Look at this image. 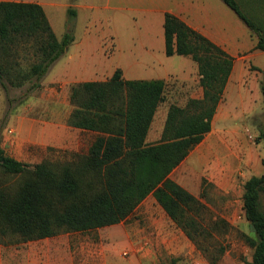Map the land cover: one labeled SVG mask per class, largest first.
<instances>
[{"label":"trees","instance_id":"1","mask_svg":"<svg viewBox=\"0 0 264 264\" xmlns=\"http://www.w3.org/2000/svg\"><path fill=\"white\" fill-rule=\"evenodd\" d=\"M224 1L257 31L235 0ZM69 14L75 15L72 9ZM164 29L166 54L190 56L198 64L203 97L189 99L184 107L172 106L161 140L150 143L148 133L166 99L164 79L126 80L117 69L106 81L72 84L75 109L69 124L98 133L90 153L63 166L30 165L0 147L3 171L26 174L17 188L0 187V235L28 242L115 225L126 221L149 195L196 243L212 234L200 221L199 198L172 179L171 173L212 130L235 58L173 14H166ZM73 40L70 33L58 38L41 4L0 0L2 88H41V80ZM27 47L37 58L29 67L7 58ZM258 48L264 50L263 38ZM259 138L264 142V125ZM263 196L264 173L244 184L245 216L257 236H245L254 250L253 264H264Z\"/></svg>","mask_w":264,"mask_h":264},{"label":"rangeland","instance_id":"2","mask_svg":"<svg viewBox=\"0 0 264 264\" xmlns=\"http://www.w3.org/2000/svg\"><path fill=\"white\" fill-rule=\"evenodd\" d=\"M46 1L59 3L52 7L51 20L57 32H63L67 17L64 5L71 0ZM107 1L78 0V3H92L97 8ZM79 10V23H83L81 16L85 13ZM99 12L95 26L113 29L126 47L130 45L138 31L134 21L137 15L128 11L117 14L105 8ZM16 56L7 58L26 68L37 61L33 49L28 47L20 48ZM257 59L264 65V55ZM58 69L57 63L52 65L38 89H31L30 85L3 89L0 83V147L7 155L30 165L49 162L63 166L78 162L90 153L95 140L94 134L72 135L64 129L75 105L71 100L72 86L62 91L56 81ZM247 70L243 82L237 83L242 92L230 89L225 93L213 131L171 173L173 179L201 201L200 221L211 235L201 237L199 244L196 243L152 198H147L122 224L84 233L64 232L28 242L18 236L0 235V264H28L30 250L38 252L37 261L42 264H65L73 258L74 262L79 259V264H90L87 256L90 244L114 254L111 264H172L173 259L178 264H205L201 260L208 264H253L254 250L245 236H257L246 219L243 194L245 182L263 174L264 142L259 137L264 125V74L254 72L256 68L250 65ZM165 81L166 99L152 122L147 137L150 143L161 140L170 108L184 107L194 90V84L175 77ZM230 133L237 137L230 145H214L217 138ZM25 178L26 174H8L0 167V187L13 190ZM157 222L162 226L158 227ZM213 223L219 225L215 227Z\"/></svg>","mask_w":264,"mask_h":264},{"label":"crops","instance_id":"3","mask_svg":"<svg viewBox=\"0 0 264 264\" xmlns=\"http://www.w3.org/2000/svg\"><path fill=\"white\" fill-rule=\"evenodd\" d=\"M4 1L39 3L44 7L59 39H62L67 33L73 35L74 40L66 48V52L56 61L59 65L56 81L62 91L69 89L75 83L106 81L114 75L117 69H121L126 80H168L170 77H175L187 81L194 84V90H191L190 97L202 98L204 91L199 84L198 64L190 56L177 54L168 56L166 54L164 24L167 13L177 16L192 29L206 36L235 58L226 87V94L230 89L237 93L242 92V87L237 83L243 82L248 65L256 68L254 72L259 71L264 74V65L257 59L264 55V50L258 48L261 38L264 39V0H235L244 17L254 24L257 31L253 30L224 0H108L103 7L97 8H93L92 3L85 2L79 5L78 0H71L64 5L67 17L64 30L61 33L57 32L51 20L52 7L58 6L59 3L46 0ZM79 8L83 9L85 13L83 17L81 16L83 23H79ZM104 8L115 11L117 14L128 11L137 15L134 17V21L138 31L134 33V38L127 47L119 37H116L117 33L113 29L95 26L97 18H100L99 9ZM69 9L73 10L74 16H70ZM95 9L97 10L94 11ZM215 117L211 131L215 126ZM64 129L72 135L80 132L94 134L95 138L98 135L94 131L72 127L67 123L64 124ZM232 139H237L234 133L225 134L217 138L214 145L226 147L230 145V142H233ZM148 140L149 138H147ZM262 172L264 173V167ZM179 184L186 188L183 184ZM147 198H152L164 210L153 195H149ZM261 201L264 207V196ZM122 223L124 221L118 224ZM157 224L158 227L162 226L159 222ZM89 246L87 256L90 258V264H111L113 257H115L114 254L97 244H90ZM84 255L85 253L82 254V256ZM42 256L41 254L40 257L42 258ZM27 257L28 264H42V262L37 261L38 252L36 253V251L30 250ZM201 261L208 264L205 260ZM65 264H79V259L74 262L73 258Z\"/></svg>","mask_w":264,"mask_h":264},{"label":"built area","instance_id":"4","mask_svg":"<svg viewBox=\"0 0 264 264\" xmlns=\"http://www.w3.org/2000/svg\"><path fill=\"white\" fill-rule=\"evenodd\" d=\"M12 132V131H11ZM251 137H253L252 135H251Z\"/></svg>","mask_w":264,"mask_h":264}]
</instances>
